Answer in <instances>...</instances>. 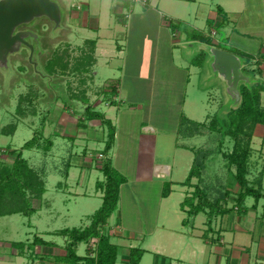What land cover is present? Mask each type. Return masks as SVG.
<instances>
[{
    "label": "rangeland",
    "instance_id": "rangeland-1",
    "mask_svg": "<svg viewBox=\"0 0 264 264\" xmlns=\"http://www.w3.org/2000/svg\"><path fill=\"white\" fill-rule=\"evenodd\" d=\"M54 1L60 5L63 15L65 13V7L63 8L58 0ZM72 1L73 0H68L69 6L72 4ZM219 1L224 2L221 0ZM214 2L216 3V0H214ZM246 2L245 8L247 11L252 10L251 6H254L255 1L246 0ZM73 4H76L75 0ZM75 6L77 5H73V7ZM79 6L80 8L82 7L81 5ZM217 8H212V11L217 12ZM255 11L256 14L259 13L257 9H255ZM204 12L206 16L209 14L207 10ZM253 19V22H255L256 18ZM201 20L202 25H200L201 28L199 30L201 34L197 31L195 32L192 27H189L192 25L191 19L186 21L189 25L186 26L188 29L187 32L194 35L200 34L204 37V32H208L210 26L205 24L202 17ZM184 26L185 25H182L180 31H182ZM221 28L223 27L215 28L216 36L214 34L215 40L212 42L218 43L220 49L238 54V51H236L238 49L226 43L227 38L225 30ZM28 29L34 31V33L40 37V48L34 46L35 50L32 57V61L37 64L36 71L28 61L29 52L26 50H21L18 54L10 56L7 67L0 69V156L2 155L1 153L5 154L9 152L8 157H15V155L11 156V152L14 150L19 151L24 143L33 137L34 130L39 128V124L41 125L45 116L47 119L43 127L46 126V129L45 132L43 129V134L53 137L59 130L60 122L62 123L75 117L81 118L85 115L86 109L100 113L102 119H99L100 125L96 127L92 120L90 121L86 119V117H83L84 127L86 126L87 128V131H85L89 133V131L92 130V132H95L93 135L100 140V143L103 140L105 141L108 136V128L103 123L105 120H109L101 113L104 109L103 105L100 104L104 103L108 106L116 102V99L110 97V95L104 93V91L101 93V88H99L101 86L98 84L96 85L93 78H91L90 67L93 58L88 54L90 47H87V45L83 46L81 43L82 38L80 39V37L71 41L68 37L69 30L65 27L64 22L61 23V29L54 31L52 23L45 19H41L31 24ZM244 30H247V27H245ZM182 37L179 50L178 52L177 50L174 52L173 57L174 65L179 69L182 67V71L180 72L173 71L172 68H174V66L172 62L170 63L168 60H165V62L157 61L155 64L152 57L149 59L148 49L144 50V55L146 56L142 58L143 66L140 67V70L148 72L149 68L151 72H158L162 77V85L160 87L163 88V90L160 91V89H158L157 91L156 89L154 91V96L149 97V99H136H143L146 104L148 103L146 108L139 106L138 110L135 109L131 114L125 111L122 116L119 115L121 122L118 124L120 132V150L117 157H113L110 154L107 156L111 160L112 167L125 178V183L119 188L117 207L110 219H108V224L106 225V228L108 227L119 232L121 239L124 240L120 242L114 236L111 238V243L115 245L124 243L126 246H133L132 248L145 249L147 246L146 243L151 239L149 232L155 225L156 205L159 204L161 191L157 184L158 181L154 180V182L151 183H139L136 181L135 175L136 158L139 154L137 145L141 137L140 135L153 136L150 132L143 133V130L141 131L140 128L143 124L152 126L156 130L172 131L178 129V131L180 130V135L187 137L185 139L183 137H174V141L172 142V139H170L171 136H168L164 139L162 146L158 145L156 161L174 164L172 175L174 181H184L188 171H190V167L194 164V153H190L184 148L182 149V144L193 147L194 150L198 151L199 157H203V155L206 157L201 171L203 177L200 182H197V185L202 188H199L200 190L197 191L196 194L194 191L192 194H189L190 196L188 195V203H191L192 197L199 199L201 195L203 200L201 203L202 210H206L208 216L212 218V215L216 216L217 214H221V210L218 209L216 203L224 196L222 194H225L227 190L231 191L233 188L234 178L228 171L231 170V172L234 173V167L231 169L227 161L223 158V155L231 153L233 141L230 138H221L219 134L210 132L207 128L215 114L219 116L225 114L224 111L228 109L230 98L225 94V85L221 79L219 77H214L213 74L210 73L208 68L210 57L208 53L203 49L200 50V45L198 44H192L191 46V43H186L185 41L190 37L188 34H183ZM254 38H256L255 35ZM242 46L254 48L255 42L246 40ZM251 56L252 58L249 60V63L244 65L243 68L247 71L254 72L255 79H251L250 84L257 82L264 83V53H251ZM53 58H56V61L55 65L53 64V72L49 74L47 69L50 68L48 65ZM239 58L243 62V58ZM188 71H190V81L185 79ZM245 75H248V73H245ZM157 77L159 76H155V81H158ZM133 104L137 105L135 102H133ZM261 105L264 106V93H262ZM17 110H19L21 114H17ZM113 113L114 112H111V114ZM184 117L187 119L186 121ZM128 120L130 121L129 123ZM197 123H199V125L202 124V127H204H199ZM128 124H130V127ZM15 126L16 131L14 135L8 134L10 129ZM4 132L9 136L3 134ZM191 135L194 137H189ZM220 141L222 142L221 144ZM57 142H60V140L56 139V143ZM263 142L264 138L262 139V137H259L257 131L251 142L252 151L248 161V170L250 172L248 175L249 180L253 179L254 181L258 179L261 171L264 176ZM85 143L89 142L83 140L81 144ZM88 146L90 147V145ZM124 147L127 148L128 154L130 155L129 157L124 156L125 152L122 150ZM92 148H100V145H95ZM161 148L163 151L164 148H167L163 155H160ZM32 150H23L22 157L27 159L32 153ZM55 150L63 157L67 154L65 149H57V145ZM88 153L93 152L88 151L85 155ZM81 154L80 150L78 156ZM34 155L35 156L32 157L38 158L31 161V166L33 165V168L37 169L41 165L39 158L41 156L39 153H35ZM100 156L104 157L103 155L97 156L99 160L93 161V166L94 162L99 167L101 166L102 158H100ZM89 157H91L90 154ZM11 158L6 161L0 158V168L4 165H9L12 160ZM92 171L91 173H84V180L86 181L89 178L87 187V192L90 194L89 196L77 199L76 201H68L69 198L64 197L59 192H48V195L55 194L63 198V200H61L59 199L60 197L55 199V195L53 197V206L57 208V212L61 213V215L55 219L50 220L47 216H42L41 219H38V215H34L32 218H27L22 215L0 217V242L10 244L13 242H25L26 240L32 241L36 234L34 231L35 226L38 230L41 228V230L49 229L48 231L83 227L88 223V217L92 216L98 209L100 206H98V204L101 200L99 199V193L95 195V184L97 176H99L100 180H102L103 177L101 174H98L100 170L93 169ZM252 174L254 178H252ZM162 182L164 183L162 186L164 188V185L168 184V181L164 180ZM193 183H196V181L194 180ZM263 185L264 184H262L261 187ZM47 188L51 189V186L48 185ZM182 188L181 186H177L172 203L173 201H178V198L180 200L178 194L181 192H183V197L186 198L184 191H187V189ZM227 195L231 200L229 199L227 201L228 205L226 204V206H233L232 199L235 197L234 194L231 196L230 193H227ZM50 197L51 196H48V199H51ZM251 201L254 202L255 200L251 198ZM167 202L171 203V200L168 199ZM167 202H165L166 205H168ZM234 203H236V201H234ZM31 204L34 208L35 206H39L37 201L31 200ZM41 207H44V205H41ZM239 207V215L242 216L246 209L243 208L245 207L244 205ZM36 210H38V208ZM67 211H69L70 216H66ZM235 213L237 215L236 211ZM184 214L189 215V213ZM230 215L232 216L234 214L231 213ZM192 216L190 219L187 217L190 220L189 223L194 222V219H191ZM200 217L201 216L197 217L194 224L199 223ZM174 223L176 224V222ZM172 228L187 232L190 230L191 226L188 225L185 229H182L178 222V225ZM110 233L114 235V232ZM107 234L111 237V234L108 232ZM122 234L125 237H122ZM129 234L135 236V239L131 240ZM44 239L59 241L58 237H51L50 239L44 237ZM214 239H216V237H214ZM94 241L96 240L92 239L88 243H80L76 247L78 254L84 255L86 244L88 253L85 255L93 256L96 249V243H93ZM1 243L0 247L2 249H0V254H12L11 249L8 250V248H6L7 245L4 244L3 246ZM216 246H218L216 242H214L213 246H208L207 253H209V251L213 252ZM123 253V247H119V256L116 260V264H124L120 260V255ZM153 257L154 255L152 253H146L139 264H148L146 259H149L148 261L151 262ZM210 262L212 261L210 260ZM15 264L20 263L18 260H15Z\"/></svg>",
    "mask_w": 264,
    "mask_h": 264
},
{
    "label": "crops",
    "instance_id": "crops-1",
    "mask_svg": "<svg viewBox=\"0 0 264 264\" xmlns=\"http://www.w3.org/2000/svg\"><path fill=\"white\" fill-rule=\"evenodd\" d=\"M58 1L63 8L65 7L62 22L65 23V27L69 30L68 37L71 41L80 37V39L82 38V45L90 47L88 54L93 58L90 67L91 78H93L96 85L101 86L99 87L101 88V93L104 91V93L116 99V102L108 106L104 103L100 104L103 105L104 111L101 113L104 114V117L111 123L114 122L112 123L115 130L114 143L107 156L110 154L113 157H117L120 150V132L118 129V124L121 123L120 116L125 111L131 114L135 109L138 110L139 106L146 108L148 103L146 104L143 99L153 97L156 89L157 91L158 89L160 91L163 90L160 87L162 85V77L158 72H151L149 68L148 72L140 70V67L143 66L142 58L146 56L144 55V50L148 49L149 59L152 57L155 64L157 61L165 62V60H168L174 66L172 68L173 71H182V67L179 69L174 65L173 57L174 52L176 50L178 52L179 50L183 34H188L186 26L189 25L186 23L187 20L191 19L193 26L191 25L189 27H192L195 32L197 31L201 34L199 30L201 28L200 25H202V17L205 24L210 26L208 32H204V36L207 37L210 35L211 37L212 33L216 36L215 28L220 26L221 18L217 12L212 11V8L218 7L226 15L227 22L221 28L225 30L226 43L250 55L251 53H264V0H254L255 4L251 6L252 10L248 11L245 8V3L247 4L246 0H221L224 2L216 0V3L214 0H149L148 5L144 7L134 6L132 8L121 0H75L76 4H73V0L70 6L68 0ZM73 5H81L82 7L77 9ZM255 9L260 14H256ZM206 10L209 13L207 16L204 12ZM253 18H256L255 22H253ZM182 25L185 26L180 31ZM245 27H247V30H244ZM254 35L256 38H254ZM246 40L255 42V47H243L242 44ZM185 42L200 45V50L208 46L196 40L187 39ZM190 71L187 72L185 78L187 81H190ZM156 75L159 76L157 77L158 81H155ZM139 98L143 99L136 100ZM133 102L137 103V105H134ZM111 112L114 113L111 114ZM79 119L81 120L83 117L70 118L65 122H60L59 132L57 131L54 136L52 135L53 137L43 134L44 138L50 137L53 143L50 150L43 152L42 150L33 149L29 155L30 157L28 156L25 159L29 166L34 169L33 165L31 166V161L38 157L32 156H35V153L40 154L41 165L34 170L42 179L45 188V192L40 200L33 199V201L39 203V206H35L34 208L32 205L35 213L29 218L38 215V219H41L42 216H47L52 220L61 215L60 212H57V208L53 206L52 201L55 194L48 195V192H59L64 197L69 198L68 201H76L77 199H82L90 195L87 192L89 178L85 181V174L91 173L93 169L100 170V167L95 162L93 166L92 162L99 160L97 156L103 155L104 140L100 143V140L93 135L95 132H92V130L87 133V128L86 126L84 127L83 120L80 122ZM184 120L186 121L187 119L184 117ZM92 122L96 127L100 125L99 120H92ZM128 126L130 127V124ZM43 129L45 132L46 126ZM140 129L141 131L143 130V133L150 132L153 136L140 135L141 137L137 145L139 154L136 158L135 165L136 181L139 183H151L157 180V184L161 189L159 204L156 205L155 225L149 232L151 239L146 243V248L142 249L144 254L152 253L154 255L151 262L148 261L149 259H146L148 264H264V198L255 200L253 197L247 196L240 205H236L234 201H236L240 190L234 182L231 191L227 190L225 194H222L224 196L220 198V201L217 202V207L221 210V214H217L216 216L212 215L211 218L208 216L206 210H202L193 216L185 215L184 213H188L189 209L186 206L183 209L181 208L184 199L189 197V194H192L196 188H202L197 185V182L201 181L203 175L201 174L200 178L193 177L189 183H186L189 174L188 171L184 181H174L172 176L174 164L156 161L158 145L162 146L166 137L171 136L170 139L173 142L174 137L179 138L184 135H180V130L178 131V129L172 131L156 130L152 126L145 124ZM257 131L259 137L263 139L264 126L256 125L253 137ZM189 137L194 136L191 135ZM183 138L185 139L187 137ZM56 139H59L60 142L56 143ZM83 140H87L89 143L81 144ZM56 145L57 149H65L67 151L65 157L61 156L55 150ZM95 145H100V148H92ZM181 148H184L190 153L195 151L193 147L187 146L186 144H182ZM166 149L164 148L163 151L161 148L160 155H163ZM80 150L82 154L78 156ZM87 150L92 151L94 154L88 153L85 155L88 152ZM122 150L125 152L124 156H130L127 148L124 147ZM8 153H1V160H10L11 157H8ZM89 154L91 157H89ZM103 156V158L107 157L105 155ZM11 159L13 160V158ZM99 172L98 174L102 175L101 171ZM228 172L230 175H234L231 170ZM260 173L263 172L261 171ZM249 174L250 172L248 170ZM248 175L247 180L250 186L258 188L261 194L264 195V185L261 187L264 184L263 174L258 176L259 183H256V180L253 181V179L249 180ZM252 178H254L253 174ZM96 179V183L103 181V179L100 180L99 176ZM164 180L168 181L167 183L170 186V192L166 198L162 197V186L164 184L162 181ZM194 180L196 183H193ZM48 185L51 186V189L47 188ZM177 186L183 187L182 189H187V191H184L186 198L183 197V192H181L178 194L180 200L178 198V201H173L172 203ZM98 193L100 194L99 199H101L98 204L99 206L102 203V194L96 190L95 184V195ZM227 193H230L231 196L234 194L235 196L234 198L232 197L233 206H226L227 201L230 199ZM48 196H51V199H48ZM58 197L63 200L62 196L55 195V199ZM251 198L255 200V204L251 201ZM168 199L171 200V203L167 202ZM194 202L197 203V199ZM41 205H44V207H41ZM241 205H244L245 207L243 208L246 209L242 216L239 215V206ZM37 208L38 210H36ZM231 213L234 215L231 216ZM66 216H70L69 211H67ZM191 216L194 222L198 216L204 218L200 217L199 223L194 224V222L189 223ZM178 222L182 229L190 225V230L182 232L172 228L173 226H177ZM88 225L89 217L88 223L80 228H85ZM48 230H41V228L38 230L35 226L34 231L36 234L32 241L13 242L30 244L35 239L44 242V244L36 245L33 249L25 247L22 254H19V251L13 249L11 243L0 242L3 246L6 244V248L12 251V254H0V264H15V260H18L20 264H64L60 262V258L66 254V238L56 235L58 231L64 229L55 231ZM106 230L109 234H111L110 232H114V235L111 234L110 242L114 236L120 242L124 241L121 239L119 232L108 227ZM129 236L131 240L135 239V236L131 234ZM44 237H48L49 239L51 237H58L59 241L45 240ZM122 237L125 236L122 234ZM214 242L218 246L214 248L213 252L209 251L207 253V247L213 246ZM116 246L123 247L124 253L120 255V260L122 263L127 264L128 250L133 246H126L124 243H119ZM0 249L2 248L0 247ZM86 253H88L86 244L84 255H79L76 248V255L78 257L88 256L85 255Z\"/></svg>",
    "mask_w": 264,
    "mask_h": 264
},
{
    "label": "trees",
    "instance_id": "trees-1",
    "mask_svg": "<svg viewBox=\"0 0 264 264\" xmlns=\"http://www.w3.org/2000/svg\"><path fill=\"white\" fill-rule=\"evenodd\" d=\"M217 14L221 18V23L218 27H222L225 22H227L226 15L220 8L217 9ZM188 36H190L189 40H196L210 47L219 48L218 43L211 42V40L213 41L215 39L210 36L203 37L200 34L194 35L189 33ZM236 51H238V54L230 53L243 58V64L247 65L252 56L243 51ZM55 61L56 58H53L48 65V67H50L47 69L49 74L53 72V64L55 65ZM242 70V72L248 73L251 79H255L253 71H247L246 69ZM239 93L240 103L238 106L234 109L227 107L228 109L224 111V115L222 114L219 116L215 114L207 127L210 132L219 134L221 138H230L233 141L231 153L223 155V158L227 161L228 166L234 167V182L240 190L236 198V205H240L247 196H251L255 200L264 198V195L261 194L258 188L250 186L247 180L248 160L252 151L251 141L254 128L258 124L264 126V107H262L260 102L261 94L264 93V83L257 82L250 85L240 84ZM18 113L21 114L19 110H17V114ZM83 117H86V119L90 121L102 119L100 113L92 110L90 111L89 109H86ZM46 119L45 116L41 125L39 124V128L34 130L33 137L26 141L19 151L14 150L11 152L12 156L15 155L12 162L0 168V217L22 215L29 218L35 213L31 200H40L45 192L42 179L22 157V151L36 149L47 152L50 150L53 145L50 137H43V126L45 125ZM82 120L83 119H81L80 122ZM103 124L108 128V136L104 141L102 154L107 156L114 143L115 130L110 121L105 120ZM197 125L202 127V124ZM15 130L16 126L11 128L8 134L13 135ZM3 134L8 135L5 132ZM221 141L220 144L222 143ZM193 153L194 164L190 168L186 183H189L190 179L193 177L200 178L206 159L204 155L203 157H199L198 151L196 150ZM100 171L103 175V181L96 183V190L102 194V203L93 215L89 217V225L85 228L64 229L56 233L57 236L66 238V254L64 257L60 258V262L64 264L116 263L119 247L110 242L106 225L108 219L117 207L119 188L125 183V178L112 167L111 160L107 157H102ZM261 174L262 173L259 175ZM257 182L259 183L258 179H256V183ZM197 191H199L198 188L195 189V194ZM169 192V184L164 185L162 197L166 198ZM191 199V203H188V199L186 198L181 208L183 209L184 206H186L189 208V215H196L202 211L201 203L203 200L201 195L199 199L196 197H192ZM195 199H197V203L194 202ZM92 239L96 240L94 255L78 257L75 252L77 245L82 242L88 243ZM40 244H44V242L35 239L33 243L30 244L11 243V247L19 251V254H22L25 247L33 249L36 245ZM143 254L144 251L140 248H130L128 250L127 264H139Z\"/></svg>",
    "mask_w": 264,
    "mask_h": 264
},
{
    "label": "water",
    "instance_id": "water-1",
    "mask_svg": "<svg viewBox=\"0 0 264 264\" xmlns=\"http://www.w3.org/2000/svg\"><path fill=\"white\" fill-rule=\"evenodd\" d=\"M41 19L52 23L54 31L61 29L60 5L54 0H0V69L7 67L10 56L26 50L28 61L36 71L32 57L34 46L40 48V37L28 27ZM202 49L210 57V73L225 85V94L230 98L228 108H236L240 103V84L251 83V77L242 72L243 62L238 56L215 47Z\"/></svg>",
    "mask_w": 264,
    "mask_h": 264
},
{
    "label": "built area",
    "instance_id": "built-area-1",
    "mask_svg": "<svg viewBox=\"0 0 264 264\" xmlns=\"http://www.w3.org/2000/svg\"><path fill=\"white\" fill-rule=\"evenodd\" d=\"M121 1H123L124 3H127L130 6V8H132L134 6L144 7V6L148 5V3H149V0H121ZM75 8L80 9V6L77 5V6H75ZM211 37L214 38V33H212ZM100 158H102V157L100 156ZM93 243H96V241H94Z\"/></svg>",
    "mask_w": 264,
    "mask_h": 264
},
{
    "label": "flooded vegetation",
    "instance_id": "flooded-vegetation-1",
    "mask_svg": "<svg viewBox=\"0 0 264 264\" xmlns=\"http://www.w3.org/2000/svg\"><path fill=\"white\" fill-rule=\"evenodd\" d=\"M22 30H24V29L22 28Z\"/></svg>",
    "mask_w": 264,
    "mask_h": 264
}]
</instances>
